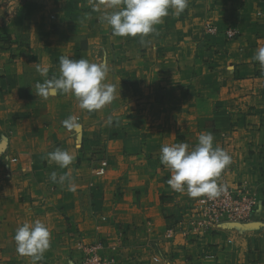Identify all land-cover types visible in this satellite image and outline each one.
Instances as JSON below:
<instances>
[{
    "label": "crops",
    "instance_id": "0c3cea01",
    "mask_svg": "<svg viewBox=\"0 0 264 264\" xmlns=\"http://www.w3.org/2000/svg\"><path fill=\"white\" fill-rule=\"evenodd\" d=\"M173 11L142 40L113 35L99 0H0V264H32L14 235L35 220L51 231L38 264H71L79 242L97 240L120 264H264V71L253 59L264 0ZM61 56L107 63L114 100L89 112L55 87L40 94ZM202 132L232 158L217 184L246 185L256 207L191 241L181 230L200 197L171 189L160 155L165 144L193 148ZM57 147L75 156L67 168L48 158ZM53 171L68 179L53 182Z\"/></svg>",
    "mask_w": 264,
    "mask_h": 264
},
{
    "label": "clouds",
    "instance_id": "9594fccd",
    "mask_svg": "<svg viewBox=\"0 0 264 264\" xmlns=\"http://www.w3.org/2000/svg\"><path fill=\"white\" fill-rule=\"evenodd\" d=\"M103 6L102 17L110 26L112 34L120 37H144L155 33V26L162 23L172 9L179 16L189 6V0H99ZM95 10L100 7L94 5ZM264 71V46L258 47L253 56ZM59 77L40 87V94L46 95L47 87H55L65 94L71 93L78 101L81 109L89 112L102 109L115 98V86L106 82L109 72L107 63L91 62L87 59H73L68 56L59 58ZM46 75L47 68H38ZM197 144L189 149L187 143L165 144L161 147L160 161L171 170L167 184L176 192H187L192 198L206 196L209 199L220 195L217 179L223 170L232 163L228 152L214 147V136L211 132H202ZM50 161L60 168H67L75 160L69 151L57 147L48 153ZM50 179L64 183L66 175L57 176L53 171ZM69 190L75 188L69 184ZM14 241L16 251L21 256L32 258V264H38L44 253L51 246V231L40 220L25 222L15 230Z\"/></svg>",
    "mask_w": 264,
    "mask_h": 264
},
{
    "label": "built area",
    "instance_id": "2783aa9c",
    "mask_svg": "<svg viewBox=\"0 0 264 264\" xmlns=\"http://www.w3.org/2000/svg\"><path fill=\"white\" fill-rule=\"evenodd\" d=\"M205 32H214L215 27L206 24ZM233 30H227V37L234 36ZM107 161L101 160L98 165L92 168V172L96 175H103L107 169ZM221 193L219 196L209 199L201 196L192 207L189 217L185 220L181 234L187 240L201 239L206 233L216 231L223 220H227L233 224L245 223L249 221L256 207V199L250 189L244 184H236L230 186L220 183ZM105 219V217H101ZM173 229L168 228L165 236L170 238ZM81 247V255L71 264H120L113 256L101 253L103 249V241L97 240L93 243L78 244Z\"/></svg>",
    "mask_w": 264,
    "mask_h": 264
}]
</instances>
